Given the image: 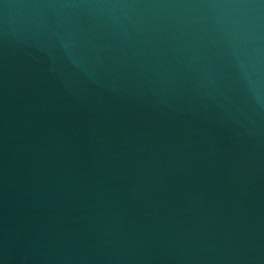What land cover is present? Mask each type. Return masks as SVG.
Segmentation results:
<instances>
[{"label": "water", "instance_id": "95a60500", "mask_svg": "<svg viewBox=\"0 0 264 264\" xmlns=\"http://www.w3.org/2000/svg\"><path fill=\"white\" fill-rule=\"evenodd\" d=\"M0 264H264V0H0Z\"/></svg>", "mask_w": 264, "mask_h": 264}]
</instances>
